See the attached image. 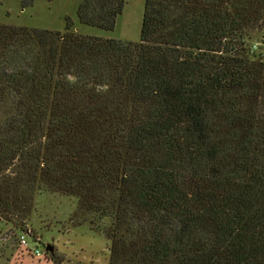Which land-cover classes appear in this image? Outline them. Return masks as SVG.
I'll list each match as a JSON object with an SVG mask.
<instances>
[{
    "label": "trees",
    "instance_id": "1",
    "mask_svg": "<svg viewBox=\"0 0 264 264\" xmlns=\"http://www.w3.org/2000/svg\"><path fill=\"white\" fill-rule=\"evenodd\" d=\"M124 5L77 14L112 31ZM256 43L264 0H145L139 42L0 23V222L61 193L110 264H264Z\"/></svg>",
    "mask_w": 264,
    "mask_h": 264
},
{
    "label": "rangeland",
    "instance_id": "2",
    "mask_svg": "<svg viewBox=\"0 0 264 264\" xmlns=\"http://www.w3.org/2000/svg\"><path fill=\"white\" fill-rule=\"evenodd\" d=\"M82 0H0V23L65 30L67 19L73 28L102 37L139 42L145 0H125L123 12L112 31L80 22L77 11ZM251 42L260 37L259 33ZM255 52L264 54V45L256 43ZM76 200L61 193H38L35 209L26 227L32 232L30 246L41 249L42 256L21 245V230L0 222V264H110L111 242L104 231L88 222L71 221ZM76 225V226H74ZM52 245L54 251L47 250Z\"/></svg>",
    "mask_w": 264,
    "mask_h": 264
},
{
    "label": "built area",
    "instance_id": "3",
    "mask_svg": "<svg viewBox=\"0 0 264 264\" xmlns=\"http://www.w3.org/2000/svg\"><path fill=\"white\" fill-rule=\"evenodd\" d=\"M31 230H27L25 232H22L19 240L22 246H24L27 250L33 252L37 257H41L42 256V252L41 249L37 246L31 247L30 246V242L29 239L32 238L31 237Z\"/></svg>",
    "mask_w": 264,
    "mask_h": 264
},
{
    "label": "water",
    "instance_id": "4",
    "mask_svg": "<svg viewBox=\"0 0 264 264\" xmlns=\"http://www.w3.org/2000/svg\"><path fill=\"white\" fill-rule=\"evenodd\" d=\"M47 250L53 252L54 251V247L52 245H48L47 246Z\"/></svg>",
    "mask_w": 264,
    "mask_h": 264
}]
</instances>
